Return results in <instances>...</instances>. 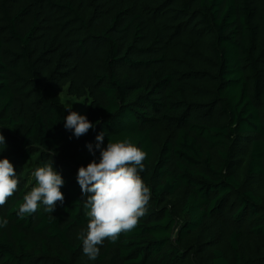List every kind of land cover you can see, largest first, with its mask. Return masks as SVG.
<instances>
[{
  "label": "trees",
  "instance_id": "trees-1",
  "mask_svg": "<svg viewBox=\"0 0 264 264\" xmlns=\"http://www.w3.org/2000/svg\"><path fill=\"white\" fill-rule=\"evenodd\" d=\"M65 89L96 125L79 138ZM102 131L147 153L151 198L90 260L77 172ZM0 132V264H264V0H0ZM45 164L64 202L20 217Z\"/></svg>",
  "mask_w": 264,
  "mask_h": 264
},
{
  "label": "clouds",
  "instance_id": "clouds-1",
  "mask_svg": "<svg viewBox=\"0 0 264 264\" xmlns=\"http://www.w3.org/2000/svg\"><path fill=\"white\" fill-rule=\"evenodd\" d=\"M66 109L69 114L64 117V126L71 130L76 138L88 133L96 127L85 115L72 111L69 104ZM105 133L96 136L95 149L99 151V159H93L87 166H80L77 172V182L83 197H86L84 207L88 217L86 230L81 231L83 253L90 260H95L100 254V246L105 240L113 243L121 233L137 227L140 218L147 212L151 198V190L145 184L140 173L145 170L143 161L147 153L130 140L112 142L108 140L102 146ZM0 145L5 150L6 142L0 132ZM89 151L95 156L93 146ZM35 186L23 196L18 215L35 213L42 203L45 211L53 213L59 202L63 204L64 194L61 191L65 181L53 165L45 164L37 167L32 173ZM19 186L13 163L7 157L0 159V206L7 203L16 193ZM7 220L0 221V226Z\"/></svg>",
  "mask_w": 264,
  "mask_h": 264
},
{
  "label": "rangeland",
  "instance_id": "rangeland-1",
  "mask_svg": "<svg viewBox=\"0 0 264 264\" xmlns=\"http://www.w3.org/2000/svg\"><path fill=\"white\" fill-rule=\"evenodd\" d=\"M61 98L66 106L72 105V111H76L81 115H85L88 107L84 105V101L67 94V89L61 93Z\"/></svg>",
  "mask_w": 264,
  "mask_h": 264
}]
</instances>
